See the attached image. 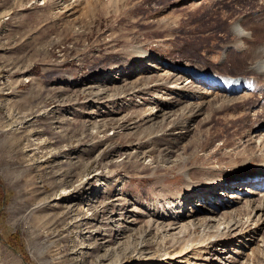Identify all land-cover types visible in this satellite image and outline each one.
Masks as SVG:
<instances>
[{
    "label": "rangeland",
    "instance_id": "rangeland-1",
    "mask_svg": "<svg viewBox=\"0 0 264 264\" xmlns=\"http://www.w3.org/2000/svg\"><path fill=\"white\" fill-rule=\"evenodd\" d=\"M263 28L264 0H0V264H264L259 196L190 191L264 181Z\"/></svg>",
    "mask_w": 264,
    "mask_h": 264
},
{
    "label": "bare ground",
    "instance_id": "bare-ground-1",
    "mask_svg": "<svg viewBox=\"0 0 264 264\" xmlns=\"http://www.w3.org/2000/svg\"><path fill=\"white\" fill-rule=\"evenodd\" d=\"M245 30L247 31V29H245ZM234 32L237 35V39H238V45H237L238 50L240 49V51H243V49L247 48V45H244L245 43L243 42L244 39H248L247 38L248 36H246L247 33H245L244 30L240 29L238 25H236L234 27ZM142 54L144 55V57H146V59L159 60L158 62H161L162 63V61H160V59L157 58V56L154 55V54L146 53V52L145 53H142ZM249 59H251V58H249ZM248 65H249L248 66V69L250 70L249 71L250 72L249 74H252L253 77L256 76L258 78L256 80V82L258 80H264V44L258 46V48L256 49V51L254 52V55H253V57L251 59V62ZM169 68H172L171 70L178 72V74H185V73L187 74V72L181 71V69H178V67L175 66V65H173V66H171ZM189 75H190V78L192 77V78H194V80H199L200 81L199 83H201V82H203L202 84L208 83V81H206V79L200 78L202 76L195 77L191 73ZM196 76H198V75H196ZM174 77L177 78V82L181 81L182 78H183V76H176V75H174ZM232 78L233 77H228V78H223L220 81L218 79L217 81L212 82V86L214 87V89L216 91H218L217 94H222V95H224L225 97L228 98L230 96H234V95L238 94L242 90H243L242 92H245L248 88H250V84L243 81V83H241V84H243V86L241 87V89L240 90H234V86L235 85L231 83V79ZM189 80L192 81L191 79H189ZM193 82L194 81H192V83ZM261 139H262V142H264V137L261 138ZM244 172L245 173H251L250 170L244 171ZM261 174L264 175V166H263V169H262V173ZM256 176H257L256 173H252V174H244V175L242 174V175H239V176L235 175V176L230 177L228 179L222 178V179L217 180V178H216L214 184L215 185L217 184V186L215 187L214 190L212 188L213 186H211L209 184V185H203V186L202 185L194 186V187L191 188L190 191H192L194 189L195 192H193V195L194 196H198L199 198H203V195L209 194L210 196L213 197L214 202H218L217 203L219 205L218 208H221V206L224 205L222 207L223 209H227V208L231 207L232 205H234L238 201L241 202L244 198H251V197H254V196H259L260 197V203L261 204L259 203L260 206L257 207V210L256 211H257V213L260 212L261 213V216H262L263 213H264V189H263L264 188L263 187L264 185H261V184L264 181H258V182L255 181V180L254 181L253 180H247L245 182L242 181V178L249 179V177L250 178L251 177L252 178H255ZM213 181H214V179L212 180V182ZM257 188H262V189L259 192H257L259 190ZM208 189H210L209 193H208ZM212 197H210V198H212ZM252 202H255V199L248 200V203L250 204V206L252 205ZM210 203H211V201H210ZM214 214H217V213L214 211ZM195 215L196 214H194V215H189L188 214V215H185V216H181L180 218H174L172 220V223L169 225V230L170 231H173V230H178L179 228H181V229L183 228L185 230L184 232H186L187 229H188V227H186V226L179 227V225L181 224V222L183 221V219H185V218H194ZM222 215H224V213ZM206 219H210V218H206ZM211 222H216V221L215 220H204L201 225H199V224L196 225L195 222L192 221V223H191L192 224L191 225L192 227H190V228H191V230H196L197 229V226H199V227L200 226L201 227H204V226L209 227V226H207V224H211ZM173 227H175V228H173Z\"/></svg>",
    "mask_w": 264,
    "mask_h": 264
}]
</instances>
